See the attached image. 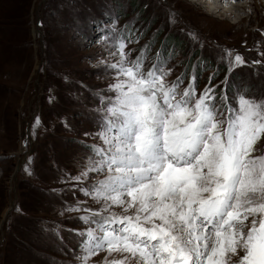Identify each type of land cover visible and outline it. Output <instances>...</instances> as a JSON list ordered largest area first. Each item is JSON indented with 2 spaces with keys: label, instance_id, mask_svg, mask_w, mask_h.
I'll use <instances>...</instances> for the list:
<instances>
[{
  "label": "rangeland",
  "instance_id": "374dc122",
  "mask_svg": "<svg viewBox=\"0 0 264 264\" xmlns=\"http://www.w3.org/2000/svg\"><path fill=\"white\" fill-rule=\"evenodd\" d=\"M195 1L0 0V264H81L80 217L101 207L84 190L102 178L82 173L103 147L101 100L113 95L121 40L145 71L170 69L179 91L197 76L233 104L244 87L264 97L259 0L220 4L244 9L227 18ZM229 51L245 61L231 71ZM106 257L119 259L101 251L88 264Z\"/></svg>",
  "mask_w": 264,
  "mask_h": 264
},
{
  "label": "snow or ice",
  "instance_id": "6c2138e0",
  "mask_svg": "<svg viewBox=\"0 0 264 264\" xmlns=\"http://www.w3.org/2000/svg\"><path fill=\"white\" fill-rule=\"evenodd\" d=\"M115 46L103 147L82 173L102 178L84 190L101 207L80 217L81 264L101 251L119 256L111 264H264V97L179 91L170 69L145 71ZM227 55L229 71L245 63Z\"/></svg>",
  "mask_w": 264,
  "mask_h": 264
},
{
  "label": "bare ground",
  "instance_id": "6f19581e",
  "mask_svg": "<svg viewBox=\"0 0 264 264\" xmlns=\"http://www.w3.org/2000/svg\"><path fill=\"white\" fill-rule=\"evenodd\" d=\"M210 1V3H208L207 1H203V0H199V2H196L195 1V4L196 5H199L200 7L202 6V7H205V8H209L210 6H212V13H218V14H221V16H224V18L226 17H228V16H233V17H236L237 15H236V13L238 12V11H240V10H244L243 8H242V6L241 5H238L237 3H235V6L230 10V11H228V10H226V11H224V8L223 7H221V5L220 4H223V3H227V2H232V0H209ZM234 2L235 1H237V0H233ZM248 1V3L249 4H251V5H255L256 3H255V1L256 0H247ZM258 3V2H257ZM259 6H261L262 8H264V0H259V4H258ZM209 11H211V9H208ZM209 11H207V13L209 12ZM223 12H224V14H223ZM245 12V11H244ZM210 13V12H209ZM246 13V12H245ZM247 17L248 18H250V15L248 14L247 15ZM222 18V17H221ZM244 18H246V16L244 17ZM240 20V19H239Z\"/></svg>",
  "mask_w": 264,
  "mask_h": 264
}]
</instances>
